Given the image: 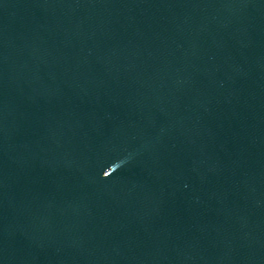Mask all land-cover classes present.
<instances>
[{"label": "water", "instance_id": "water-1", "mask_svg": "<svg viewBox=\"0 0 264 264\" xmlns=\"http://www.w3.org/2000/svg\"><path fill=\"white\" fill-rule=\"evenodd\" d=\"M0 264H264V0H0Z\"/></svg>", "mask_w": 264, "mask_h": 264}]
</instances>
